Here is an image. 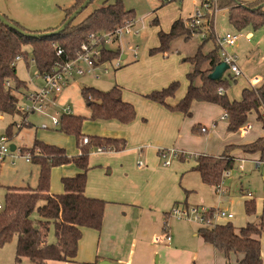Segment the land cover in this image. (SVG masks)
Returning <instances> with one entry per match:
<instances>
[{
    "label": "trees",
    "instance_id": "obj_1",
    "mask_svg": "<svg viewBox=\"0 0 264 264\" xmlns=\"http://www.w3.org/2000/svg\"><path fill=\"white\" fill-rule=\"evenodd\" d=\"M85 0H75L74 4L65 9V19L72 14ZM169 0H166V3ZM203 6V0H201ZM227 9L229 21L238 30L247 27L259 28L264 25V0H216L204 9V16L200 24L191 26L188 19L179 17L171 25L169 31L160 30L159 45L150 48V54L167 50L172 39L178 36L191 38L195 33L204 34L198 51L185 61L192 64L187 73L189 81L185 95L175 104L168 100L173 97L180 87V81L174 80L168 86L153 90L146 96L167 107L181 111L191 116L193 101H206L219 104L226 112L227 129L237 131L254 115L255 119L264 123L262 111L264 107V80L256 87H244L240 99L230 100L227 88L236 76L228 74L220 80L209 78V74L222 62L221 46L217 42L215 31V14L217 10ZM10 22L23 31H28L19 21L2 13ZM135 20V10L125 7L123 0L105 2L95 8L81 21H73L62 32L49 36L34 37L24 35L19 30L5 25L0 20V111H18V99L13 91L26 87V82L17 76L16 62L26 57L24 48L30 45L34 62L40 74L56 71L57 62L65 63L74 58L75 51L81 43L89 40L91 33L111 31L118 26ZM188 21V22H187ZM158 24V18L152 20ZM51 28V30L56 29ZM48 30V31H51ZM212 41L214 46L207 52L202 51L205 43ZM62 49V54L57 51ZM121 50L116 46L103 48L101 61L115 60ZM123 67L121 64L119 69ZM200 81L194 83L195 79ZM222 87L225 92L219 93ZM82 95L90 110V117L96 119H118L123 123L131 122L136 117V110L131 102L122 97V87L115 84L108 90L84 85ZM82 115L65 114L61 117L60 131L76 135L77 142L88 136V143L80 144V152L73 159L66 149L56 144L47 143L35 138L32 147H23L22 151L33 153L31 162L39 166L36 187H7V191L0 207V246L17 236L16 257L28 258L35 264H46L48 261H68L76 263L79 240L86 227L100 230L103 225L107 201L98 197L86 195L88 182L89 154L92 147L102 146L105 149L121 150L126 141L123 138L111 139L100 135H84ZM11 126V125H10ZM8 127V136L11 127ZM206 130L203 131L202 128ZM194 132H207L208 128L201 124L193 126ZM38 148L35 153L34 149ZM234 148L243 149L251 153H264V135L248 143L225 145L219 155L198 153L195 155L196 164L193 167L200 173L202 181L217 187L223 180L224 172L233 168L237 159L231 154ZM179 158L184 159L183 152ZM73 162L78 172L72 176H63L64 191H51V170L54 166ZM246 212H255V203L245 200ZM212 210V209H211ZM168 224L165 221V226ZM53 228L55 241L49 242L47 237ZM264 232L263 216L257 222L251 221L238 230L232 222L216 223L215 225H201L199 235L204 241L212 244L226 257L234 253L240 255L238 264H263L260 235ZM98 262V260H96Z\"/></svg>",
    "mask_w": 264,
    "mask_h": 264
},
{
    "label": "rangeland",
    "instance_id": "obj_2",
    "mask_svg": "<svg viewBox=\"0 0 264 264\" xmlns=\"http://www.w3.org/2000/svg\"><path fill=\"white\" fill-rule=\"evenodd\" d=\"M114 1L116 0H92L76 16L73 24L81 21L95 8L100 7L105 2L111 3ZM74 2L75 0H0V12L19 21L28 31L42 33L51 30V28L58 27L65 17V9L72 6ZM123 2L126 8L135 10L134 28L140 32L137 36H126L125 41L121 44L122 53H127L128 55L121 60L123 67L119 69L113 68L107 73H102L98 70V73H102L99 78L90 74L74 76L70 80V83L57 96L55 105H51L48 109L50 115H56L57 113L61 115L63 107L67 105L71 106L74 114L82 115L85 118L82 124V133L98 135L97 131H95L97 120L91 119L89 107L82 95L81 89L84 85L108 90L117 83L136 92H142V89L148 87L150 89L147 92H149L168 86L170 82H167L165 85L161 84L164 83V78L166 76H175L174 79L180 81V87L171 99H179L188 86L186 73L192 69V64L184 59L193 56L202 44L203 34L198 32L188 39L184 36L172 39L166 53L161 51L150 54V48L159 45V31H168L174 19L180 16L186 17L192 14L189 16L190 18L188 17L189 21L197 9L203 11L201 0H169L167 3L166 0H123ZM155 17L159 20L158 24L152 23ZM215 31L216 37L217 35L223 37L226 32L238 35L237 41L234 44L229 45L224 43V50L237 57V63L241 69V73L236 76V80L230 81L227 95L230 100L240 99L242 89L244 87H251L248 80L250 77L259 75L264 80V25L259 28L249 27L238 30L229 21V11L222 9L217 10L215 14ZM249 33L252 34L251 39L247 37ZM111 46L113 47V45ZM213 46L214 43L210 41L205 43L201 49L203 52H207ZM131 47L137 48L136 58L133 55ZM24 50L27 52L26 57L17 60L16 69L19 79L25 81L27 85L19 91H13L17 96L19 106H23L28 102L26 95L32 94L34 90L44 83L34 62L32 47L26 45ZM153 63L157 68L162 69L165 67V70L152 77H141L138 81H132L131 87L127 86L130 85L131 75L134 74V71H131L134 68L132 66L135 65V68L145 70ZM229 73L226 70L224 76H228ZM198 82L199 79L196 78L194 83ZM158 84H161V86L156 88L155 86ZM192 104L193 115L190 118L206 126L208 131L199 133L194 132L192 128L191 132L203 138L204 147L210 153L216 154L221 152L227 143H231L229 145H236L235 143L254 141L264 132L262 122L255 119L254 115L250 116V120L254 123V128L250 133L243 135L240 130L229 131L227 129L226 120L223 118L224 111H222V107L219 104L197 102L196 100ZM190 118L187 117V119ZM43 123H47L49 127H42ZM9 126L11 127V134L9 135L8 144L9 146L14 144L16 149L12 150L11 154L5 156L4 159H0V202L4 200L8 186L36 187L39 166L31 162V160H26V153L22 151L23 147H32L35 138L39 137L38 139H41L40 137L44 136L48 139L45 142L57 145L59 144L50 140L59 139L64 143V145L60 146H65L69 154H74L77 149L76 135L60 131L61 125L57 127L52 126L50 118L44 114L29 112L26 115L18 111H0V135L8 134L7 129ZM93 129L95 132H92ZM143 150H146V146ZM240 150L242 154H247L248 156H246L249 158L253 154L255 155V153L246 152L243 149ZM95 151H97V148L93 147L90 149L89 154V165L92 166H90L91 170L89 172V186L107 195L108 193L112 194L115 190L117 193L122 192V178L127 173L123 165H127V163H123L119 156H113L115 152L105 151L95 153ZM103 157L107 159V162L101 161ZM176 159L179 160L180 158L176 157ZM136 162L138 163V161ZM183 162L188 165L189 169L192 168L191 166L195 163L194 155H187ZM69 165L75 167L73 162L54 166L51 170L52 178L55 176L54 180L61 184V177L66 174L64 171L65 166ZM241 165H243V168H241ZM187 174L183 183H181V180L177 182L179 187H182L183 192L177 202L179 206L186 203L191 206L200 205L207 207L221 205L235 214L234 223L236 225L237 218L241 215L249 216L250 218H260L263 216L264 218V173L261 168H255L252 160H237L234 167L231 168L230 174L223 178L221 182V187L225 190V194L205 184L198 172L188 171ZM111 186L113 188L109 189ZM248 191L253 194L252 198L246 196L245 193ZM246 199L252 200L255 203V212L253 214L246 212L244 206ZM172 216L169 218V225L170 223H174L172 226L173 230L185 224L192 225V227H198L199 225L194 219H176V217ZM170 219L172 220L171 222ZM224 220L226 218L221 217L218 219V222ZM159 235H163L162 231ZM47 239L49 242L55 241L53 228H51ZM16 244L17 236L0 246V264H35L26 257L17 259Z\"/></svg>",
    "mask_w": 264,
    "mask_h": 264
},
{
    "label": "crops",
    "instance_id": "obj_3",
    "mask_svg": "<svg viewBox=\"0 0 264 264\" xmlns=\"http://www.w3.org/2000/svg\"><path fill=\"white\" fill-rule=\"evenodd\" d=\"M191 15L180 17L188 18ZM247 37L251 39L252 34L249 33ZM167 50L163 52L166 53ZM127 56V53L122 54V58H126ZM132 67L134 68L131 71H134V74L131 75V81L130 85H127L128 87L132 86V81H138L141 77H152L165 70V67L162 69L157 68L154 63L145 70L137 69L135 65ZM174 78L175 76H166L164 83L161 84L165 85L167 82H172L175 80ZM161 84L155 87L157 88ZM120 86L122 87L123 99L131 103L133 102V105L135 104V110L137 109L135 119L128 123H123L118 119H96L95 131L100 136L111 139L123 138L126 141L125 147L121 150H105L115 152L113 156L117 155L123 163H127V165H123L127 173L122 178V192L117 193L115 190L112 194L108 193L107 195L106 193L99 192L98 189H94L92 186L90 187L87 182L86 195L105 199L107 205L102 228L100 230L89 227L83 229V235L79 240L77 248V262H72V264H98L104 260H108L114 264H238V257L240 255L232 253L229 257H226L223 252L218 251L212 244L204 241L198 233L200 224L198 227H192V225L188 224L180 225L175 230L172 229L174 223H170L169 225V218L172 216L170 210L174 205H178L177 202L183 194L182 187H179L177 184L178 180H181V183H183L184 178L188 175V171L198 172L193 169L196 161L190 169L183 162L186 156H195L198 153L219 155L222 152L216 154L208 152L209 150L204 147L205 143L203 138L191 132L195 124H200V122H196L190 118L193 115V104H191V116H184L181 111L173 110L164 104L149 99L146 96L151 92H147L150 89L148 87L142 89V92H136L127 87L125 88L123 85ZM187 87L179 99L172 100V97H170L168 101L171 104L177 103L185 95ZM124 90L132 92H125ZM201 102L211 103L206 101ZM222 111L225 110L222 108ZM187 117L190 119H187ZM227 125L226 121V127ZM95 131L94 129L92 130V132ZM83 134L88 135L91 133ZM262 135H264V132L260 136ZM40 138L43 141L48 140L44 136ZM50 141L58 143V146L64 145L59 139H51ZM76 144L77 149L74 154H69L65 146L60 147L65 148L67 154L71 157L79 154L82 141L79 143L76 141ZM235 144H242V142ZM145 146L146 150L144 151ZM167 148L175 149L181 153L183 152L184 159L180 158L177 160L175 157L171 159L169 165H165L166 158L161 155V152L171 150ZM231 154L237 160H248L249 158L247 154H242L240 149H234ZM255 155L253 154V156ZM139 160L143 161L142 167L137 166L136 161ZM101 161L107 162V159L103 157ZM174 162L175 164H173ZM91 167L88 171V179ZM64 171L66 173L64 176H72L78 172V168L76 165L75 167L69 165L65 166ZM54 177L52 178L51 176V191L55 193H59V191L63 192V176L61 177V184L54 180ZM211 187L217 190L216 187ZM110 188L113 187L111 186ZM221 193L225 194L226 192L222 189ZM245 194L249 198L253 197L250 191ZM185 205L191 206L187 203ZM217 207L225 208L221 205L208 208ZM172 217L175 218V216ZM235 217L234 214L232 218H226V220L220 222H232L238 230L246 223L251 221L257 222L260 219L258 217L250 218L249 216L241 215L237 218L236 225L234 223ZM176 219L179 218L176 217ZM166 220L168 224L165 226ZM161 231L162 234L165 231L169 232L171 235L169 242H166L164 239L159 242L156 241V236ZM259 237L261 240L264 264V232ZM64 263L71 264L68 261L53 260L48 261L46 264Z\"/></svg>",
    "mask_w": 264,
    "mask_h": 264
},
{
    "label": "built area",
    "instance_id": "obj_4",
    "mask_svg": "<svg viewBox=\"0 0 264 264\" xmlns=\"http://www.w3.org/2000/svg\"><path fill=\"white\" fill-rule=\"evenodd\" d=\"M216 0H203L202 8H208L210 3ZM204 11V10H203ZM197 9L194 13L193 17L189 20L191 26H196L201 23V19H203L204 12ZM135 20H131L126 22L125 24L116 27L111 31H106L102 33H91L89 35V40L81 43L80 47H78L75 51L74 58L65 62L59 63L57 62V69L53 72H48L45 74H40L44 80L42 86L34 90L32 94L26 95L27 101L23 106H17L19 112L24 114H28L29 112H37L40 114H44L50 118L51 124L54 127L61 125V117L65 114H73L72 107L67 105L62 108V114L50 115L48 113V109L51 105H55V101L57 96L62 92L63 88L66 87L70 80L74 76L81 75H94L96 78H99L102 73H107L111 69H115L121 66L122 58V50L121 44L125 41V37L128 35L137 36L139 35V31L134 28ZM204 36V34H203ZM238 35L231 34L230 32H226L223 37L217 35V42L221 46V57L222 62L227 64V70L230 74L237 76L241 73L240 66L237 63V57L233 54L228 53L224 50V43L232 45L237 41ZM111 45L119 47L121 50L120 56L115 60L111 61H101L100 57L103 53V48ZM133 50V55L137 57V48L131 47ZM57 54H62V49L57 51ZM100 70L102 73H98ZM249 83L252 88H256L261 82L262 79L259 75L252 76L249 79ZM219 93H224L225 90L220 87L218 89ZM262 116L264 118V107L262 111ZM227 114L224 111L223 118L226 119ZM42 127L48 128L49 125L47 123H43ZM262 127L264 128V123L262 122ZM254 128V123L252 120H247L241 127L240 131L243 135H246L252 131ZM203 131L206 130L205 127L202 128ZM9 136L7 134L0 135V159H4L5 156L11 154L12 150L8 144ZM88 136H84L82 139V143H88ZM97 152H103L105 150L104 147L98 146ZM34 152L37 153L38 149L35 148ZM26 160H31L33 153L31 151H26ZM181 152L176 151L175 149L162 151L161 155L166 158L164 164L169 165L171 163V159L175 157H179ZM73 159V156L70 157ZM242 161L247 159H241ZM248 160H252L255 165V168H262L264 166V153L258 152L256 156L252 158H248ZM138 167L143 166V161L139 160L137 163ZM243 168V165H241ZM230 170L224 172L223 178L230 174ZM219 192L222 191L221 183L216 187ZM251 195L250 193H248ZM2 206V202H0V207ZM170 214L179 218V219H194L200 225H208L212 226L218 222L219 218H232L234 213L228 211L225 208L217 207L211 210V208L205 206H188V205H174ZM165 240L169 242L171 240V235L169 232L165 231L162 236L157 235L156 241Z\"/></svg>",
    "mask_w": 264,
    "mask_h": 264
},
{
    "label": "water",
    "instance_id": "obj_5",
    "mask_svg": "<svg viewBox=\"0 0 264 264\" xmlns=\"http://www.w3.org/2000/svg\"><path fill=\"white\" fill-rule=\"evenodd\" d=\"M92 0H85L76 10L72 12L71 15H69L63 23H61L56 29L51 31H46L42 33H30L21 30L18 28L14 23L10 22L1 12H0V20L7 26L15 28L22 32L24 35L34 36V37H42V36H49L54 35L62 32L65 30V28L76 18V16L88 6V4ZM227 64L225 62H220L214 70L209 74V78L213 80H220L223 76L225 71L227 70ZM11 150H15L16 146L14 144L10 145ZM262 172L264 173V166L262 167ZM98 264H114L113 262H110L108 260L100 261Z\"/></svg>",
    "mask_w": 264,
    "mask_h": 264
}]
</instances>
